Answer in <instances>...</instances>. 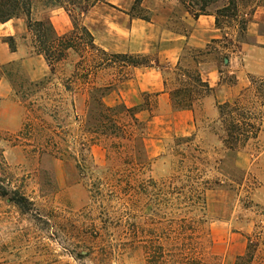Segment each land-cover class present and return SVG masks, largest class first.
I'll list each match as a JSON object with an SVG mask.
<instances>
[{
	"label": "rangeland",
	"instance_id": "1",
	"mask_svg": "<svg viewBox=\"0 0 264 264\" xmlns=\"http://www.w3.org/2000/svg\"><path fill=\"white\" fill-rule=\"evenodd\" d=\"M168 2L173 5L170 27L187 32V11L178 0ZM224 4L219 2L216 7ZM240 6L241 17L252 18L246 39L251 45H259L262 38L258 36L264 40V0H240ZM103 7L111 16L118 13L107 6L97 8L86 21L92 30L93 25L102 24ZM52 17L59 32L71 28L67 15L56 13ZM34 18L48 17L38 8ZM225 21L230 36L226 41L211 43L212 53L203 58L202 68L217 64L223 83L234 85L239 81L244 88L252 77L264 76V54H258L252 64V70L261 74L249 73L251 65L240 55L248 43L236 41L237 22ZM19 25L22 23L16 21L0 25V55L11 51L5 37H15L18 51L16 61H0V184L23 195L30 204L23 210L9 197H0V264H236L246 253L250 238L259 245L254 264H264V128L245 148L227 149L214 133L219 127L214 125L219 103L212 100V93L205 104L197 106L191 134L156 144L153 130L147 133L151 149L145 148L132 177L136 182L131 180L132 188L127 185L130 173L124 168L114 171L121 175L108 174L110 163L122 165L117 159L108 162L102 146L91 149L88 163L95 167L88 173L72 159L35 153L33 147L18 140L27 111L21 95H16V85L21 81V76H16V62L33 82L47 79L51 71L45 59L33 53L31 38H24L27 32H20ZM182 58L184 67L193 66L192 56L186 51ZM78 60L72 56L71 67L62 66L61 70L69 73ZM162 71L166 78L176 77L175 66ZM236 72H240L239 79ZM117 73L112 70L104 75L110 78ZM65 96L78 115L84 114L86 91H65ZM120 98L117 88L107 103L115 104ZM262 111L264 115V108ZM149 116V112L142 115L144 119ZM193 135L196 158L188 160L186 167L181 154L176 153V142ZM179 153L184 151L180 149ZM177 169L183 172L179 174ZM188 172H199L198 181L212 183L204 195L206 204L195 209L191 200L180 196L182 191L188 194L197 181L185 180L183 174ZM176 173L180 178L173 177ZM216 179L221 181L219 185L213 184Z\"/></svg>",
	"mask_w": 264,
	"mask_h": 264
},
{
	"label": "trees",
	"instance_id": "2",
	"mask_svg": "<svg viewBox=\"0 0 264 264\" xmlns=\"http://www.w3.org/2000/svg\"><path fill=\"white\" fill-rule=\"evenodd\" d=\"M142 1L136 0L129 14L132 18L151 22L152 13L144 9ZM178 2L195 19L204 15L216 18V26L224 32V36L223 39L213 42L227 40L230 34L224 26L227 24L225 20H232L238 23L236 41L249 44L246 38L252 18L241 17L240 0ZM219 2L225 4L216 7ZM101 6L114 7L108 0H0V25L13 20H24L27 26V36L24 38H31L33 53L43 56L51 71V76L47 79L33 82L23 75L21 65L16 62V76H21L19 85H16V95H21L27 111L18 140L33 147L35 153L51 155L62 160L72 159L78 168L86 173L95 167L88 163L91 149L94 146H102L107 152L108 162L117 159L122 165L110 163L106 167L108 174L121 175L118 172L114 174V171L124 168L125 173H130L127 185L131 187V182H136L132 177L139 162L144 158L146 148L149 121L142 118V114L149 112L150 117H153L158 113V94H144L143 102L133 107L123 101L109 104L107 98L131 77L133 68L157 67L163 70L169 66L161 65L157 58L152 59L149 55L110 53L101 48L86 23L90 15ZM37 7L63 9L69 16L72 28L61 34L50 18L35 19L33 15ZM212 8L215 10H211ZM15 41L14 36L4 38V43L9 45L12 52L17 51ZM236 41L234 40L235 43ZM210 48L211 44L203 50L186 48V54L192 56L193 66L184 67L182 58L175 66L174 80L166 78L165 90L170 95L174 110L196 111L197 106L212 95L214 89L203 79L200 72L203 58L212 53ZM72 56H77L79 60L72 67L73 70L64 72L61 70L62 66L71 67L69 60ZM225 58L228 62V56ZM112 70L118 73L110 78L105 77L104 73ZM81 90L87 92L88 98L84 114L78 115L74 104L69 106L65 91L76 93ZM263 108L264 76L252 77L250 86L235 100L217 105L219 115L214 125L218 124L219 127L214 133L231 151L245 148L251 140L258 139L263 131ZM194 140L195 135L177 139L176 153L181 154L183 166L187 167V161L196 158L193 153ZM180 149L184 153H179ZM176 153L170 154L177 156ZM176 172L180 174L183 171L177 169ZM178 173L173 177L180 178ZM188 173L183 174L184 178L187 177L185 180L197 181L189 188L188 194L182 191L180 196L185 195L191 200L195 209L201 203L206 204L204 195L212 183L204 179L198 181L199 172ZM220 183L218 179L213 182L217 185ZM11 193L14 195H10ZM0 197H9L11 202L23 210L30 204L23 195L9 191L1 184ZM205 207L203 205L201 208ZM258 248L259 245L250 238L246 253L238 257L236 264H254Z\"/></svg>",
	"mask_w": 264,
	"mask_h": 264
},
{
	"label": "crops",
	"instance_id": "3",
	"mask_svg": "<svg viewBox=\"0 0 264 264\" xmlns=\"http://www.w3.org/2000/svg\"><path fill=\"white\" fill-rule=\"evenodd\" d=\"M108 1L114 7H107L118 13L111 16L112 13L109 12V9L105 10L106 7H103L105 11L104 15L101 16V26L99 27L95 24L93 25L94 29H90L95 37L96 43L110 53L145 54L154 56L161 65L171 67L178 64L186 48L203 50L213 41H219L223 39L224 36V32L216 26V18L214 16L204 15L195 19L188 12L184 18V25L187 32L182 33L173 30L170 27L171 17H173V5L168 2L169 0L142 1V6L149 11L151 10L154 14L151 22L132 18L130 16L129 13L136 0ZM38 8L42 7H37L33 16H35V12ZM42 9L45 16L51 19L54 26L56 25L52 17L53 14H62V16L63 14L67 15L63 9ZM166 10H169L170 13ZM67 17L69 18L68 15ZM14 21L19 24L22 23V25L18 26L20 32H27V26L24 20H13L8 23ZM70 29L68 28V30H66L69 31ZM258 38H262L259 45L245 44L246 46L243 47L240 54L245 57L246 63L251 65V68L247 69L251 74H261L260 72L252 70V64H255L257 55L264 54L263 37L259 35ZM17 58L18 51H4V53L0 55V61L2 63L16 61ZM202 65L203 64L200 65V72L203 79L214 89V98H211L214 102H216V100L219 104L229 102L234 97H238L242 90L250 86L243 88V83L239 81L234 85L225 84L221 81L222 73L217 64H206L204 68H202ZM246 68H248V66H246ZM236 74L238 75L237 79H239L240 72H236ZM165 80V73L157 67L133 68L131 77L118 87L121 93L119 101H123L130 107L141 104L144 94H158V113L153 117L149 116L145 118L149 121L148 132L153 130L152 136L156 139V144H162L167 139L175 136H187L191 134L195 128L194 120L196 111L174 110L170 95L165 90ZM207 99H209V97L204 100L203 104H205ZM147 144L146 149L149 151L151 146L148 142Z\"/></svg>",
	"mask_w": 264,
	"mask_h": 264
}]
</instances>
